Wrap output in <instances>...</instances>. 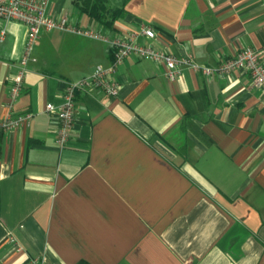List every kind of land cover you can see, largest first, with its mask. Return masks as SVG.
<instances>
[{
	"label": "crops",
	"instance_id": "crops-1",
	"mask_svg": "<svg viewBox=\"0 0 264 264\" xmlns=\"http://www.w3.org/2000/svg\"><path fill=\"white\" fill-rule=\"evenodd\" d=\"M65 2L48 13L109 37L145 24L158 48L204 66L240 48L264 65V0H118L125 13L111 28L75 19ZM2 29L0 121L27 37L21 23ZM33 56L12 108L29 125L1 132L0 264H264V91L247 73L184 68L169 81L163 65L130 56L116 97L76 94L59 148L46 103L110 66L112 50L50 32Z\"/></svg>",
	"mask_w": 264,
	"mask_h": 264
},
{
	"label": "built area",
	"instance_id": "built-area-1",
	"mask_svg": "<svg viewBox=\"0 0 264 264\" xmlns=\"http://www.w3.org/2000/svg\"><path fill=\"white\" fill-rule=\"evenodd\" d=\"M50 1L0 0V24L17 22L27 28L26 43L10 84L9 100L6 103L8 113L6 118L0 121V132L22 129L29 125L30 114L20 115V117L13 116L12 108L23 90L28 65L35 61L33 47L43 33L61 32L102 41L112 50L110 66H97L88 77L68 83L62 93L63 102L59 106L46 103L45 110L55 114L57 118L56 129L53 133L55 143L59 148L67 144L72 129H74L73 114H75L76 94L99 91L108 97H116L119 93V85L114 74L117 67L130 56L163 65L164 75L169 81L178 77L184 68L191 69L202 76L229 75L232 71H243L250 76L255 88L264 91V65L260 62L257 52L250 48H240L235 56L225 60L219 66H204L194 62L191 56L179 58L158 48L155 45L156 33L145 24L139 25L138 29L133 32L109 37L94 28L78 25L67 14L59 18L50 15L48 13ZM4 30L0 31V41L3 40Z\"/></svg>",
	"mask_w": 264,
	"mask_h": 264
},
{
	"label": "trees",
	"instance_id": "trees-1",
	"mask_svg": "<svg viewBox=\"0 0 264 264\" xmlns=\"http://www.w3.org/2000/svg\"><path fill=\"white\" fill-rule=\"evenodd\" d=\"M73 3L80 14L88 16L106 28H111L125 13L122 7L112 6L109 0H74Z\"/></svg>",
	"mask_w": 264,
	"mask_h": 264
},
{
	"label": "rangeland",
	"instance_id": "rangeland-1",
	"mask_svg": "<svg viewBox=\"0 0 264 264\" xmlns=\"http://www.w3.org/2000/svg\"><path fill=\"white\" fill-rule=\"evenodd\" d=\"M109 2H111L112 4H116L118 3V0H109ZM73 4L71 2V0H66L65 2V10L66 13H70V15H72L75 19L78 18L80 16V18H83L82 20L87 19V17L85 15L79 14L75 8H73Z\"/></svg>",
	"mask_w": 264,
	"mask_h": 264
}]
</instances>
